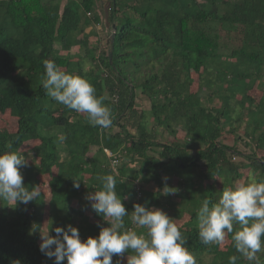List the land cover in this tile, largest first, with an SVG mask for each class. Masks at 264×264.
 I'll list each match as a JSON object with an SVG mask.
<instances>
[{"label":"trees","instance_id":"trees-1","mask_svg":"<svg viewBox=\"0 0 264 264\" xmlns=\"http://www.w3.org/2000/svg\"><path fill=\"white\" fill-rule=\"evenodd\" d=\"M97 1L0 0V114L15 118L13 130L0 125V152L17 151L26 158L32 152L35 161L29 159L20 170L29 187H40L39 174L56 168L48 178V197L41 190L40 200L28 205L0 206V264H54L39 250V231L29 234L40 219H51L53 227L72 224L83 239L97 236L98 224L107 222L90 204L86 212L72 201L100 190L97 177L102 175L115 177L116 193L129 211L126 228L145 233L131 221L133 205L159 208L163 198L169 202L162 193L168 183L164 177L174 174L179 184L191 177L198 184V201L182 195L186 205L175 210L177 215L191 213L177 226L197 264H229L233 255L236 264H250L234 248L230 233L225 245V239L209 245L200 241L197 210L203 199L218 201L212 184L216 177L227 185L219 184L220 194L246 169L264 181V93L256 97L251 92L264 71V0H108L102 15ZM102 16L115 35L108 50L96 53L82 34L101 23ZM73 46L82 55L69 54ZM45 60L87 79L111 109L117 130L93 127L87 114L48 97L42 87ZM192 71L202 79L194 91ZM203 85L209 91L206 101L216 97L219 106L206 105ZM228 86L233 92H225ZM137 93L149 101L148 110L136 107ZM237 93V103L252 114L244 135L256 148L235 164L228 155L240 152L223 143L222 133L232 123L231 100ZM175 125L181 126L184 140L175 138ZM156 126L174 139L164 141ZM105 149L117 157L115 168ZM185 169H192V175H185ZM73 179L81 180L79 189ZM136 183H153L156 189L135 198ZM238 228L234 225V231ZM257 258L264 264V251Z\"/></svg>","mask_w":264,"mask_h":264},{"label":"clouds","instance_id":"clouds-1","mask_svg":"<svg viewBox=\"0 0 264 264\" xmlns=\"http://www.w3.org/2000/svg\"><path fill=\"white\" fill-rule=\"evenodd\" d=\"M43 64L42 87L48 97L77 113L87 114V121L93 127H111V109L103 103V97L96 95L87 79L62 71L52 60ZM59 139L62 141L64 137ZM27 165L24 154L11 150L0 152V206L15 208L18 203L28 205L40 200V187L24 183L20 170ZM97 179L100 190L87 193L85 199L107 226L98 224L99 234L82 240L78 228L72 224L53 227L51 219L43 225L33 223L29 234L39 231L42 254L54 260V264H113L114 255L124 258L125 254L126 258L117 264H197L187 248V239L163 210L135 203L130 212L131 221L146 232L126 228L124 218L129 216V211L122 203V196L116 193L115 177L102 175ZM80 181L73 179V187L79 189ZM173 189L165 183L162 193L174 194ZM197 218L198 237L203 244H220L225 234L230 233L240 256L250 264H258L257 253L264 251V181L235 183L225 188L215 203L203 199ZM234 225H239L238 230L234 231ZM237 259L230 256L229 264H236Z\"/></svg>","mask_w":264,"mask_h":264},{"label":"rangeland","instance_id":"rangeland-1","mask_svg":"<svg viewBox=\"0 0 264 264\" xmlns=\"http://www.w3.org/2000/svg\"><path fill=\"white\" fill-rule=\"evenodd\" d=\"M107 2H108V0H98L97 1L96 9L98 10V12L101 13V15H102V7L101 6H103V5L106 6ZM99 3L101 5H99ZM105 25H106V22L102 16V22L101 23L92 25L91 27L90 26L87 27L82 34V36L84 35L86 37L85 41H86V45L88 47H90L92 45L97 47V49L95 51L96 53H98L99 51L108 50V40L110 38V34H111L112 30L108 29V27H106ZM56 47H57V45H56ZM82 52H83L82 49L77 48V46H73L69 50V54H77L76 56L82 55ZM89 65L90 64L85 63L84 68H88ZM191 77H192V83L190 84V87H191V90L194 91V90H197L202 79L200 78L199 72H193L192 71ZM201 90L203 91V94H202L203 101L206 103V105H208V106H211V105L212 106H219L220 105L221 102L216 97L213 98L210 103H208L206 101V95L209 92L208 89L203 85ZM225 92L231 93L233 91L228 86L226 88ZM251 92L256 97H259L262 93H264V71H262L261 77L255 81L253 90ZM237 98L239 99L238 93L235 94V97L232 98V100H231V107H232V110H231L232 121L231 122L232 123L226 125L224 127L223 133H222V134H224L223 135V143L234 144L235 148L240 152V154H233L232 156L228 155V158L230 159V161H232L235 164H237L238 162L239 163L244 162L247 154L253 153V150L256 148V147H254L255 142L250 137L244 135V130L247 129V124H248V121H249L250 117L252 116V114L247 112V110L240 107V105L237 103ZM135 102H136L135 103L136 107L138 108L139 111L140 110H144V111L148 110L150 107V103L147 100V98L144 97L143 95L139 94V93H137V95L135 97ZM150 123L151 122H149V124ZM0 125L7 127L9 130H13V128L15 127V118L13 116H11L9 113L0 114ZM156 127L158 128L157 129L158 131L161 130L162 134L165 135L164 141L174 139L173 136H170L167 134V130L164 127H160V126H156ZM174 128L177 130V135H176L177 137H175V138H178V140H181V141L184 140L183 139L184 131L182 130L181 126L175 125ZM108 130L110 132H113V131L117 130V127L114 125H111V127L108 128ZM229 132H231V133H229ZM224 136H227L226 139L224 138ZM184 138H185V136H184ZM161 140H163V139L161 138ZM27 155H28L27 156L28 160L30 159L31 162L35 161V159H33V157H32L33 156L32 152H29V154H27ZM30 160L28 161V163H31ZM123 161H125V159L122 157L121 162H123ZM31 164H33V162ZM55 170H56L55 166H52L51 172L43 171L41 174H39V178L41 179L42 184L45 185V186H43L41 184L42 187L40 185V189L43 190V192L45 193V196H47V197H48V193H49L48 178L53 172H55ZM183 171L185 172V175H186V173L192 175V172H193L192 169H185ZM189 177H191V176H189ZM194 178H195V176H194ZM167 179H168L167 186L170 185L172 188H174L173 190H175V193L169 194L171 205H170V201L169 202L166 201L167 198H163V200H164L163 204L164 205L162 207H159L158 209L163 210L169 217H171L173 219V222L176 223L177 225H183L189 220V218H191V213L189 214L188 212L184 211V212H181L180 215H177L175 210L178 211L181 209L180 208L181 206L186 205L185 198L183 196L190 197L191 195H194L196 200L200 198V193L198 194L196 192L197 191L196 189L198 188L197 181L195 179H193V177H191V180L188 181V179L186 178L185 183L181 181L179 184L178 182L181 179H180V176L178 174L177 175L174 174L172 176L168 175ZM253 179H254V177H252L250 170L246 169L244 171V174L240 177V179L236 180L232 184V186L235 183L248 182V181L253 180ZM224 180L225 179L222 176H220V177H216V181L214 183H212L214 188L216 189L215 197L219 198V196H220L219 184H225L226 185V182ZM191 184H192V186L190 188H188ZM137 187H139L138 192L140 193L141 197L144 195L143 192L146 195V196L145 195L144 196L148 197L149 192L156 189V187L153 183H144V184L136 183L135 189ZM136 194H137V192H136ZM140 196L136 195L135 198H140ZM72 203L75 205H78L80 208H83L84 210H86V212L88 211V204H90L83 197L79 198V200H73ZM193 219H194V216H193ZM45 220L40 219V221H39L40 224L43 225L45 223ZM52 233H54V232H52ZM81 239L83 240L82 236H81ZM226 243H227V240L225 239V241L222 243V245H225ZM124 258H126V255ZM124 258L117 257L114 255L112 259L114 262L116 260L119 261V260L124 259Z\"/></svg>","mask_w":264,"mask_h":264},{"label":"built area","instance_id":"built-area-1","mask_svg":"<svg viewBox=\"0 0 264 264\" xmlns=\"http://www.w3.org/2000/svg\"><path fill=\"white\" fill-rule=\"evenodd\" d=\"M105 152H106L107 155L113 157V158L111 159V166H112L113 168H115L116 164L118 163V159H117V157H116L114 154H112V153H111L109 150H107V149H105ZM114 156H115V157H114ZM136 189L139 191V188H138V187H137ZM137 195H140V193L137 192Z\"/></svg>","mask_w":264,"mask_h":264},{"label":"water","instance_id":"water-1","mask_svg":"<svg viewBox=\"0 0 264 264\" xmlns=\"http://www.w3.org/2000/svg\"><path fill=\"white\" fill-rule=\"evenodd\" d=\"M114 35H115V30L113 29L112 32H111V34H110V42L111 43L113 42ZM109 58H111V52H109Z\"/></svg>","mask_w":264,"mask_h":264},{"label":"crops","instance_id":"crops-1","mask_svg":"<svg viewBox=\"0 0 264 264\" xmlns=\"http://www.w3.org/2000/svg\"><path fill=\"white\" fill-rule=\"evenodd\" d=\"M91 27V26H90ZM45 186V185H44ZM45 222H47V220H45Z\"/></svg>","mask_w":264,"mask_h":264}]
</instances>
